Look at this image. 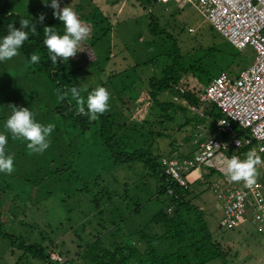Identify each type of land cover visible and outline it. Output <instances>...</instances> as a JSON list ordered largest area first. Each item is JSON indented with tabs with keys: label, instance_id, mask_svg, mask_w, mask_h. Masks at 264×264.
Segmentation results:
<instances>
[{
	"label": "trees",
	"instance_id": "16d2710c",
	"mask_svg": "<svg viewBox=\"0 0 264 264\" xmlns=\"http://www.w3.org/2000/svg\"><path fill=\"white\" fill-rule=\"evenodd\" d=\"M145 1L149 34L153 38L169 41L170 49L140 64L113 71L104 81L97 77L93 65L95 60L88 55L94 43L110 32L112 24L105 8L92 4L91 0L86 1V8L82 13L76 7L79 18L90 27L91 32L89 38L81 44V52L75 58H70L65 63L58 60L56 65L48 58L47 49L43 45L44 27H55L59 34L64 31L62 23L52 15L45 17L42 23H36L38 35L29 32V40L19 50L18 56L0 62V133L6 132L5 121L11 114L8 105L29 107L36 114L38 122L54 124L47 152L53 148L61 157L49 162L54 164L53 172L56 176L72 170L71 163L77 158L79 151H82H76L73 156L69 150L85 147L87 150L100 149L113 163L138 162L147 174L156 177L155 196H162L164 206L152 214L146 226L137 228L131 234L121 231L116 223L108 232L103 230L93 237L82 249L79 248L80 253L76 252L78 259L75 260H81L83 264H205L223 254L220 246L212 241L203 211L191 202L199 192H195L190 185L179 186L166 181L160 159L192 154L198 147L197 143L192 144L193 149L182 151L186 149L187 143L182 147L180 143L177 144L178 139L182 138L179 132L182 131L187 136L182 142H189L198 127L203 125L206 128L209 120L213 123V133L204 140L218 137L214 127V119L220 116L218 110L211 106L206 111L207 117H204L189 110L188 106L197 103L202 89L213 77L209 68L216 67L220 60L233 62L237 50L224 39L204 47L200 55L194 58L193 53H180L175 39L166 31V25L163 24L161 28L159 16L151 9V4L163 5L168 2ZM21 2L22 0H0V39L7 34L8 24L13 23L20 29V20L33 18L35 22L38 17L37 13L32 16L37 8L36 4H29L20 10ZM34 53L41 57L39 64L29 63L30 56ZM140 67H153V70L146 77L144 86L138 88L144 80L141 78L142 73H137ZM21 70H25L24 75L19 72ZM87 77L92 78L91 83L86 82ZM42 85L44 88H41ZM72 86L86 88L88 92L97 87H105L111 94L110 110L95 121L78 115L70 94L63 101L57 100V89L68 90ZM167 91L175 95L174 99L160 98ZM88 92L82 95L86 98ZM238 132L242 135L241 130ZM170 133L175 134V138L169 139ZM7 135V145L10 146L13 140L10 134ZM252 147L253 144H250L239 151H248ZM159 149H170L169 155L162 156ZM262 156L264 158V154ZM211 176L212 173L205 174L193 186H200L204 191L208 188L207 179ZM68 178L69 175L66 174L61 179L69 183ZM106 187L103 184L101 189L91 195L90 201L94 209L98 207L100 196H105L106 201L115 199L116 196L112 197L105 191ZM167 187L171 189L170 194L166 192ZM81 190L86 191L87 187L84 185ZM192 193H195L193 197ZM8 238L12 245L47 264H55L49 260L50 251L54 249L60 255L56 248L43 254L42 248L25 243L21 238Z\"/></svg>",
	"mask_w": 264,
	"mask_h": 264
},
{
	"label": "rangeland",
	"instance_id": "374dc122",
	"mask_svg": "<svg viewBox=\"0 0 264 264\" xmlns=\"http://www.w3.org/2000/svg\"><path fill=\"white\" fill-rule=\"evenodd\" d=\"M86 1L59 0V3L61 7L69 6L75 11L77 7L82 13ZM45 2L22 0L19 8L21 10L29 4H36L32 16H36V13H43L45 17L52 16L53 9L46 6ZM91 3L105 8L112 24L110 32L94 43L88 55L95 60L93 65L99 79L104 81L113 71L140 64L170 49L169 41L153 38L149 34L145 0H91ZM151 9L159 16L161 28L163 24L166 25L165 29L175 39L180 53H193L194 58L200 55L204 47L224 40L191 4L170 1L163 5L151 4ZM83 58L86 61L85 56ZM253 58L252 47L246 45L237 50L233 62L220 60L216 67L209 68V72L212 76L219 74V71L236 75L240 69L249 66ZM152 70L153 67L137 69V73H142L141 78L144 79L138 88L144 86ZM19 72L24 75L25 70ZM86 82L91 83L92 78L87 77ZM174 97L168 91L160 95L161 99ZM197 132H200V136L189 142H182L186 135L179 132L182 138L178 139L177 144L180 143L182 147L187 143L186 149L182 151L193 149L192 144L212 136V120H209L206 128L200 125ZM173 138L175 134L170 133L169 139ZM47 150L43 154H31L26 142L19 141L17 145L13 140L10 146L7 145V153L14 157L15 171L11 175L0 173V264H47L12 245L8 237L21 238L25 243L34 244L42 248L43 254L56 248L64 260L63 264H83L81 260H75L76 252L80 253L79 248L82 249L93 237L103 230L108 232L116 223L121 231L131 234L137 228L146 226L152 214L165 204L161 201L162 196H155L156 177L147 174L138 162L113 163L100 149L73 148L69 150L73 156L76 151H82L71 163L72 170L56 176L53 172L54 164L49 162L61 157L55 149L51 148L50 152ZM169 151L159 149L162 156H168ZM224 153L231 155L233 150L227 148ZM199 170L204 172L202 167ZM66 174L69 175V183L61 179ZM216 176L214 174L211 178ZM103 184L107 185L105 191L110 196L119 199L115 197L106 201L105 196H100L98 207L94 209L91 195L101 189ZM84 185L86 191L81 190ZM190 187L199 192L196 196L192 193L194 197L191 202L201 206L212 241L223 251L221 257L205 264H264V230L257 229L245 220L239 221L231 229L220 226L223 220L221 208L209 189L203 191L200 186Z\"/></svg>",
	"mask_w": 264,
	"mask_h": 264
},
{
	"label": "built area",
	"instance_id": "2783aa9c",
	"mask_svg": "<svg viewBox=\"0 0 264 264\" xmlns=\"http://www.w3.org/2000/svg\"><path fill=\"white\" fill-rule=\"evenodd\" d=\"M151 1L191 4L235 49L249 45L254 51L249 66L236 75L220 72L213 76L202 89L197 103L188 106L189 110L204 117H207L209 107L218 110L220 116L214 119L218 137L198 141V147L190 155L163 157L160 165L166 181L179 186L190 184V173L200 167L204 168V173L193 180H202L207 173L217 174L208 179V189L221 208L223 220L220 226L231 229L245 220L264 230V165L260 166V175L252 187L243 182H231L224 174L226 160L232 156L245 159L249 151H255L264 160V0ZM188 30L192 31V28ZM193 136L192 141H195L200 132L196 131ZM250 144L256 148L239 151ZM227 148H232L231 155L224 153ZM166 189L170 194L171 189ZM49 260L55 264L63 262L56 251L49 252Z\"/></svg>",
	"mask_w": 264,
	"mask_h": 264
},
{
	"label": "clouds",
	"instance_id": "9594fccd",
	"mask_svg": "<svg viewBox=\"0 0 264 264\" xmlns=\"http://www.w3.org/2000/svg\"><path fill=\"white\" fill-rule=\"evenodd\" d=\"M46 6L53 9L52 15L58 19L64 28L63 34H59L55 27L47 26L43 29V45L47 49L48 58L53 65L59 60L61 63L68 62L81 52V44L86 41L91 29L81 21L78 13L69 6L61 7L59 0H46ZM45 19L43 13L33 21V18L19 21L20 29L13 23L8 24L7 34L0 39V62H5L19 55V50L29 40V32L38 35L36 23H42ZM41 57L38 54L30 56V64H39ZM88 92L86 88L72 86L68 90L57 89L58 101H63L71 95L76 104V113L88 117L89 121L97 120L101 115L110 110L111 94L105 87H97L88 92L85 98L82 93ZM11 114L5 121V133H0V173L11 175L14 171V157L7 153L8 135L14 141L26 142V147L31 154H43L50 147V137L55 125H47L38 122L36 114L29 107H17L8 105ZM7 133V134H6ZM238 143V142H237ZM264 165L255 151H249L245 159L232 156L226 160L224 174L231 182H243L245 186L252 187L256 184L260 175L259 168Z\"/></svg>",
	"mask_w": 264,
	"mask_h": 264
},
{
	"label": "crops",
	"instance_id": "0c3cea01",
	"mask_svg": "<svg viewBox=\"0 0 264 264\" xmlns=\"http://www.w3.org/2000/svg\"><path fill=\"white\" fill-rule=\"evenodd\" d=\"M210 108L211 107H209L208 109L210 110ZM204 172H201L200 170H199V168L198 169H196V170H194V171H192L191 173H190V180H191V183L190 184H188V185H194L193 183L196 181V180H193L194 179V177L196 176V175H198V174H203ZM208 180V179H207ZM197 198V197H196ZM195 198V199H196ZM194 199V200H195ZM201 210H202V208H201V206H199V205H197ZM203 211V210H202ZM203 217H204V214H203ZM220 225V224H219Z\"/></svg>",
	"mask_w": 264,
	"mask_h": 264
}]
</instances>
